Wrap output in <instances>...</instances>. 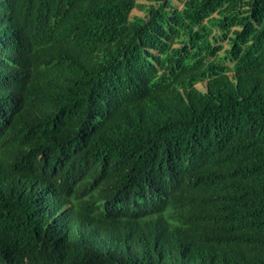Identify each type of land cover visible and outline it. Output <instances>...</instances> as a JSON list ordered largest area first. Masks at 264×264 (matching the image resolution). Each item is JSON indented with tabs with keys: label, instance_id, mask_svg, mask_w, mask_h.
Listing matches in <instances>:
<instances>
[{
	"label": "trees",
	"instance_id": "trees-1",
	"mask_svg": "<svg viewBox=\"0 0 264 264\" xmlns=\"http://www.w3.org/2000/svg\"><path fill=\"white\" fill-rule=\"evenodd\" d=\"M177 1L0 0V264H114L126 249L156 264H209L221 250L253 259L264 234V0ZM207 78L206 92L195 86ZM138 108L173 136L179 179L201 178L196 203L167 213L156 203L97 229L72 221V238L24 211L5 173L36 164L56 178L57 148L82 132L92 148L123 139ZM51 112L61 131L38 123ZM73 147L89 162L87 144Z\"/></svg>",
	"mask_w": 264,
	"mask_h": 264
},
{
	"label": "clouds",
	"instance_id": "clouds-1",
	"mask_svg": "<svg viewBox=\"0 0 264 264\" xmlns=\"http://www.w3.org/2000/svg\"><path fill=\"white\" fill-rule=\"evenodd\" d=\"M195 86L206 92L208 78ZM42 116L37 117L38 123L48 121L53 129L62 130L59 114L42 113ZM125 133L123 139L97 148L88 144L90 135L86 132L62 144L49 160L50 168L59 174L56 178L38 172L36 164H26L15 173H5V180L15 185L25 212L38 221L58 225L71 238L74 237L72 221L81 230L92 226L97 229L113 219L145 211L156 203L167 213L176 210L181 202L196 203L200 199L201 178L190 174L182 180L173 172L170 153L175 143L168 128L152 123L138 108ZM73 141L89 146V162H78ZM41 158L39 155L38 160ZM207 174L213 183L224 184L221 169L212 168ZM241 203V199L232 200L231 210L237 212ZM35 207L38 208L36 212ZM66 213H71L72 220L66 218ZM165 221L172 226L177 224L168 214ZM252 241L257 250L253 259L245 261L238 254L221 250L209 264H264V234L254 236ZM108 261L114 264H156L130 249Z\"/></svg>",
	"mask_w": 264,
	"mask_h": 264
},
{
	"label": "rangeland",
	"instance_id": "rangeland-1",
	"mask_svg": "<svg viewBox=\"0 0 264 264\" xmlns=\"http://www.w3.org/2000/svg\"><path fill=\"white\" fill-rule=\"evenodd\" d=\"M173 3H178V6L180 7L182 4L180 2H178L177 0H173ZM133 14H138V15H143L144 13L140 10H137V9H132L131 11V15ZM199 87H201V85H199Z\"/></svg>",
	"mask_w": 264,
	"mask_h": 264
},
{
	"label": "bare ground",
	"instance_id": "bare-ground-1",
	"mask_svg": "<svg viewBox=\"0 0 264 264\" xmlns=\"http://www.w3.org/2000/svg\"><path fill=\"white\" fill-rule=\"evenodd\" d=\"M255 179V178H254ZM249 182V181H248ZM102 229V228H101ZM93 231V230H92ZM99 231V230H98ZM106 234V233H105ZM72 253V252H71ZM73 254V253H72Z\"/></svg>",
	"mask_w": 264,
	"mask_h": 264
}]
</instances>
